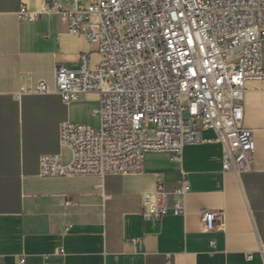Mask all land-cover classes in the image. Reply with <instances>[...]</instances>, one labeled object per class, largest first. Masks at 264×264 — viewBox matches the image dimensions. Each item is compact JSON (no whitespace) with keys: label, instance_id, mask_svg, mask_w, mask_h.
<instances>
[{"label":"crops","instance_id":"obj_1","mask_svg":"<svg viewBox=\"0 0 264 264\" xmlns=\"http://www.w3.org/2000/svg\"><path fill=\"white\" fill-rule=\"evenodd\" d=\"M48 1L0 0V264H264V81L245 84L243 127L255 141L248 171L224 172L223 146L206 130L178 157L146 154L138 175L39 177L40 157L60 152L61 123L100 124L97 94L65 104L55 91L58 67L76 70L81 54L99 62L93 47L56 14L18 17ZM40 81L48 94L32 92ZM61 155L68 163L69 151ZM159 181L168 213L144 219L142 195ZM182 181L186 214L174 216L171 193ZM204 211L216 214L208 233Z\"/></svg>","mask_w":264,"mask_h":264},{"label":"built area","instance_id":"obj_2","mask_svg":"<svg viewBox=\"0 0 264 264\" xmlns=\"http://www.w3.org/2000/svg\"><path fill=\"white\" fill-rule=\"evenodd\" d=\"M40 14L58 15L99 55L93 64L81 54L76 70L58 67L55 91L65 104L97 94L100 124L61 123L60 152L40 157L39 177L138 175L146 154L178 157L186 145L205 142L206 130L223 146L224 172L251 169L255 141L243 127V98L247 82L264 81V0H50L41 13L22 7L18 17ZM32 92L49 90L40 81ZM188 191L182 181L171 193L174 216L186 214ZM168 195L160 181L144 193V219L161 220ZM215 217L202 212L203 233L214 229Z\"/></svg>","mask_w":264,"mask_h":264},{"label":"rangeland","instance_id":"obj_3","mask_svg":"<svg viewBox=\"0 0 264 264\" xmlns=\"http://www.w3.org/2000/svg\"><path fill=\"white\" fill-rule=\"evenodd\" d=\"M65 5L67 6V7H71L72 6V2L71 1H66L65 2ZM263 53H264V42H263ZM151 135V133L149 132V131H147V133H146V136L148 137V136H150Z\"/></svg>","mask_w":264,"mask_h":264}]
</instances>
